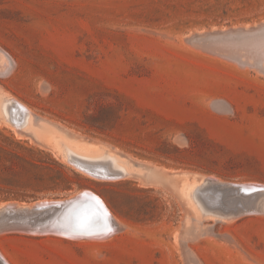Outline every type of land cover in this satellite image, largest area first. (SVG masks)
<instances>
[{"label":"rangeland","instance_id":"rangeland-1","mask_svg":"<svg viewBox=\"0 0 264 264\" xmlns=\"http://www.w3.org/2000/svg\"><path fill=\"white\" fill-rule=\"evenodd\" d=\"M259 24L264 0H0L9 60L0 94L34 122L24 133L0 123V207L88 190L117 230L103 239L0 232L5 260L264 264V214L219 220L198 197L210 177L224 182L212 190L264 185V31L223 47L189 39ZM73 145L108 152L134 174L94 179L62 156L59 146Z\"/></svg>","mask_w":264,"mask_h":264},{"label":"water","instance_id":"water-1","mask_svg":"<svg viewBox=\"0 0 264 264\" xmlns=\"http://www.w3.org/2000/svg\"><path fill=\"white\" fill-rule=\"evenodd\" d=\"M263 31L264 24H259L251 27L194 34L189 39L202 42L221 41L222 45L219 46L223 47L227 46L223 40H229V36L241 35V37L243 36L242 38H246L256 36L259 32L262 33ZM12 112L15 113L14 110ZM14 115V120H10L11 123L21 127L24 123V115L21 113L16 114V116ZM76 164L84 171L105 179H119L123 175L122 172L113 170L104 160H76ZM214 182L213 179L207 178L206 184L201 188L198 196L200 197L201 194H204L205 196L212 197L213 192L210 188ZM218 191L222 194L221 198H224L228 193L235 197L233 201L228 203V209L223 211L219 216H216V219L222 220L252 213L251 208L245 206V203L258 202L261 194L264 193V188H245L237 184L226 183L223 187H219ZM14 204L13 207L6 206L1 209L5 221L0 224V229H4L7 232H18L21 229L36 228L46 230L45 232L48 233L56 230L63 234L83 239L106 236L111 233V231H107V229H111V217L104 211L101 204L90 192H81L72 197L64 198L63 201L39 204L37 206L21 208L16 203ZM81 225H87L91 234L82 233L80 231ZM0 261L4 264L1 257Z\"/></svg>","mask_w":264,"mask_h":264},{"label":"bare ground","instance_id":"bare-ground-1","mask_svg":"<svg viewBox=\"0 0 264 264\" xmlns=\"http://www.w3.org/2000/svg\"><path fill=\"white\" fill-rule=\"evenodd\" d=\"M1 51V50H0ZM9 64V60L6 59V57L4 56V54H1L0 53V73H2L3 75H7L9 74L8 71H7V65ZM13 66L14 63H11ZM10 66V68H11ZM3 94V93H2ZM0 94V122H4L6 124H8L13 130L17 131L18 133L20 132H25L28 128V124L29 122L34 123L33 122V117H32V111L26 106L24 105V103L22 104L21 102H19L18 100L14 99V98H11L9 96H6V95H2ZM15 111V113H13L12 111ZM21 111V112H20ZM23 114L24 115V123L21 127H18L16 126L15 124H12L11 121L14 120V116H16V114ZM11 120V121H10ZM30 120V121H29ZM16 134V133H15ZM23 135V134H22ZM27 135V134H26ZM55 143H57L56 141H54ZM61 144V143H60ZM59 144V145H60ZM74 147H67L65 150H62L61 149V146H59L60 150H61V153H62V156L64 157V159L74 165V166H77L76 164V160H90V161H105L108 165H110V167L115 170V171H119V172H122V177L121 178H125L129 175H133L134 173H130V170L127 166V164H125L124 162H122L120 159H118L117 157H115L114 155H111L110 153L106 152V153H102L100 155H98L97 153L99 152V149L97 148H93L91 150H89L88 152L87 151H84L82 150V148H80L79 146H76V145H73ZM91 147V146H90ZM78 167V166H77ZM79 168V167H78ZM81 169V168H79ZM78 169V170H79ZM82 171H84L83 169H81ZM86 172V171H84ZM83 173V172H82ZM90 177L94 178V179H97V180H102V181H110V180H116V179H105V178H102V177H97L91 173H88L86 172ZM86 173H84L86 175ZM157 177V176H156ZM119 178V179H121ZM135 178V177H134ZM212 178L215 183L219 184V183H223L224 182H221L219 179L217 178H214V177H210ZM141 179V178H140ZM144 179V178H143ZM204 180V179H203ZM206 180V179H205ZM101 181V182H102ZM206 182V181H204ZM214 183V184H215ZM144 184V183H143ZM156 184V183H155ZM231 184V183H230ZM237 185H240L241 187H245V188H249V187H261V188H264V185L263 184H260V183H256V182H245V183H235ZM205 185V184H204ZM201 186V185H200ZM202 187V186H201ZM200 187V188H201ZM212 187V186H211ZM196 188H199V187H196ZM211 189V188H210ZM219 188H216L215 190H212L211 191L213 192V196L212 197H208V196H205L204 194H201V196L199 197L204 203H206L207 205H209V207H213L214 209H217L218 212L222 213L223 211H225L226 209H228V203L233 201V198L235 197H230L231 195L226 194V196H224V198H221V192L218 191ZM165 190V189H164ZM200 190V189H199ZM198 190V191H199ZM189 191V190H187ZM81 192H90L88 190H84V191H81ZM80 192V193H81ZM195 194H197L196 190H194ZM91 194L94 195V197L97 199V201L101 204L102 208L104 209V211L106 213H108V215L111 217L112 219V215L111 213L109 212V210L107 209L106 205L104 204V202L97 196L95 195L94 193L90 192ZM189 193V192H188ZM200 191L198 192V195H199ZM79 194V193H78ZM195 194H191V197L192 199L197 202V195ZM264 194V193H262ZM262 194L260 196V198L262 197ZM187 195V194H186ZM264 200V198H263ZM57 201H63V200H49V199H43V200H39L31 205H28V206H19L21 208L23 207H30V206H37L39 204H46V203H50V202H57ZM193 201V202H194ZM260 201V200H259ZM256 202V203H252V202H244L245 203V206L251 208V212L252 213H248V214H254V213H261V214H264V205H263V208L260 206V203ZM199 204V203H197ZM205 204V205H206ZM15 204H12V202L10 203H6V204H3L1 207H0V224L3 223L5 221V217H3V214H2V208L3 207H6V206H14ZM200 206V205H198ZM208 207V208H209ZM261 207V208H260ZM202 209V208H201ZM204 211V209H203ZM206 211H209L210 210H206ZM213 211V210H212ZM217 211H215L216 213H218ZM214 212V211H213ZM205 213V212H204ZM219 213V214H220ZM247 214V215H248ZM204 216V215H203ZM234 218V217H232ZM229 219V218H228ZM116 221V220H115ZM119 229V227H118ZM116 230V227H115V224L113 223V219H112V222H111V233L112 234L114 231ZM19 231H22V232H27V233H30V234H47L48 232H45L46 230H43V229H36V228H31V229H21ZM117 231V230H116ZM0 232H4V229H0ZM51 234H54V235H59L61 237H65L66 239L67 238H77V237H73V236H69V235H66V234H63L62 232L60 231H52ZM108 234V235H110ZM99 236V237H89V238H96V239H103V238H107V236ZM107 240V239H106ZM81 241V240H80ZM0 251H2V249L0 248ZM2 253L4 254V252L2 251ZM5 255V254H4ZM6 256V255H5ZM0 257L3 259L4 261V264H9L5 258L1 255L0 253ZM7 257V256H6ZM8 258V257H7ZM9 259V258H8ZM10 261V260H9ZM11 262V261H10ZM12 263V262H11ZM0 264H3L1 261H0ZM13 264V263H12Z\"/></svg>","mask_w":264,"mask_h":264},{"label":"snow or ice","instance_id":"snow-or-ice-1","mask_svg":"<svg viewBox=\"0 0 264 264\" xmlns=\"http://www.w3.org/2000/svg\"><path fill=\"white\" fill-rule=\"evenodd\" d=\"M80 231L82 232V233H84V234H91V232H90V230H89V228H88V226L87 225H81L80 226ZM107 231H111V229L109 228V229H107Z\"/></svg>","mask_w":264,"mask_h":264},{"label":"trees","instance_id":"trees-1","mask_svg":"<svg viewBox=\"0 0 264 264\" xmlns=\"http://www.w3.org/2000/svg\"><path fill=\"white\" fill-rule=\"evenodd\" d=\"M17 145H18V143H17Z\"/></svg>","mask_w":264,"mask_h":264}]
</instances>
